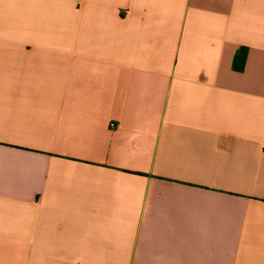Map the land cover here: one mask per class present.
<instances>
[{
  "label": "crops",
  "instance_id": "1",
  "mask_svg": "<svg viewBox=\"0 0 264 264\" xmlns=\"http://www.w3.org/2000/svg\"><path fill=\"white\" fill-rule=\"evenodd\" d=\"M0 264H264V0H0Z\"/></svg>",
  "mask_w": 264,
  "mask_h": 264
},
{
  "label": "trees",
  "instance_id": "2",
  "mask_svg": "<svg viewBox=\"0 0 264 264\" xmlns=\"http://www.w3.org/2000/svg\"><path fill=\"white\" fill-rule=\"evenodd\" d=\"M247 57V51L242 50L238 56L234 59V68L236 71H242L244 69V63Z\"/></svg>",
  "mask_w": 264,
  "mask_h": 264
}]
</instances>
